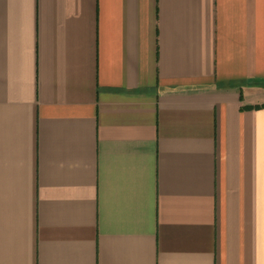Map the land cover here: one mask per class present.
<instances>
[{
  "label": "crops",
  "instance_id": "obj_1",
  "mask_svg": "<svg viewBox=\"0 0 264 264\" xmlns=\"http://www.w3.org/2000/svg\"><path fill=\"white\" fill-rule=\"evenodd\" d=\"M0 264H264V0H0Z\"/></svg>",
  "mask_w": 264,
  "mask_h": 264
}]
</instances>
